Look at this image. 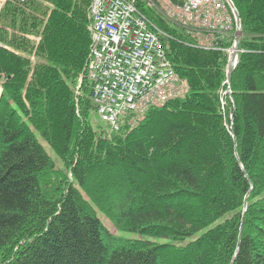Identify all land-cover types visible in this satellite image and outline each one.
<instances>
[{
	"label": "trees",
	"instance_id": "obj_1",
	"mask_svg": "<svg viewBox=\"0 0 264 264\" xmlns=\"http://www.w3.org/2000/svg\"><path fill=\"white\" fill-rule=\"evenodd\" d=\"M89 1L0 11V264H264V0H233L242 34L223 97L227 53L193 46L155 0H137L189 92L117 132L92 125L85 77L76 93ZM96 208L117 230L172 242L117 236Z\"/></svg>",
	"mask_w": 264,
	"mask_h": 264
},
{
	"label": "built area",
	"instance_id": "obj_2",
	"mask_svg": "<svg viewBox=\"0 0 264 264\" xmlns=\"http://www.w3.org/2000/svg\"><path fill=\"white\" fill-rule=\"evenodd\" d=\"M162 1L157 8L190 34L193 46L228 51L221 41L233 39L240 29L228 0ZM136 2L90 0L88 7L91 42L85 72L100 117L114 129L128 114L188 90L166 53L167 34Z\"/></svg>",
	"mask_w": 264,
	"mask_h": 264
},
{
	"label": "rangeland",
	"instance_id": "obj_3",
	"mask_svg": "<svg viewBox=\"0 0 264 264\" xmlns=\"http://www.w3.org/2000/svg\"><path fill=\"white\" fill-rule=\"evenodd\" d=\"M163 4L164 2L162 0L158 1V4ZM159 4V5H160ZM221 96L223 97V93L221 92ZM221 103L222 106L225 104V102L223 101V98H221ZM231 118V116H230ZM91 123L94 127L97 126H106L105 122L101 121L98 117V115L96 114V112L92 113V119H91ZM107 127V126H106ZM37 138L39 140V142L42 144V146L45 148L46 152L49 154V156L54 160L55 163V167L56 169H62L63 168V163L61 162V160L53 153V151L51 150V148L45 143V141L42 140V138L40 137V135L38 133H36ZM70 176V174H69ZM96 215L97 217L102 221V223L113 233H115L117 236H120L122 238H127V239H134V238H143V239H148L150 241H154V242H158V243H170L172 242L170 239H163V238H158V237H152V236H143L138 232H134V231H125V230H117L115 228V226L113 225V223L101 212L96 208ZM226 217H228V215L221 216L220 218H218L216 221H214L212 224L208 225L207 227L199 230L195 235L191 236V237H187L184 238L179 244H186L189 241L195 240L197 237H199L201 234H203L207 229L215 226L216 224H218L219 222H221L223 219H225Z\"/></svg>",
	"mask_w": 264,
	"mask_h": 264
},
{
	"label": "water",
	"instance_id": "obj_4",
	"mask_svg": "<svg viewBox=\"0 0 264 264\" xmlns=\"http://www.w3.org/2000/svg\"><path fill=\"white\" fill-rule=\"evenodd\" d=\"M228 2L230 4V6H231V1L228 0ZM232 7H233L234 12H235L237 24L240 25V17H239L238 11L234 7V5H232ZM239 37H240V31H238L236 33V35H235V44H234V47L232 49V53H231V55L229 57V60H228V66H227V72H226V84L228 85V87L230 86L231 77H232L233 71H234L235 66H236V60L238 58V48H237V44H238V41H239ZM249 193H250V191H248L246 193V195L244 197V201H243V210H242V214H241V222H240V228H239V238L241 236L242 229H243V220H244V216H245L246 205H247V200H248V197H249ZM230 264H233V261Z\"/></svg>",
	"mask_w": 264,
	"mask_h": 264
}]
</instances>
